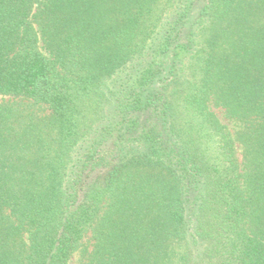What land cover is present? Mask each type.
I'll list each match as a JSON object with an SVG mask.
<instances>
[{
	"label": "trees",
	"instance_id": "1",
	"mask_svg": "<svg viewBox=\"0 0 264 264\" xmlns=\"http://www.w3.org/2000/svg\"><path fill=\"white\" fill-rule=\"evenodd\" d=\"M78 253L264 264V0H0V264Z\"/></svg>",
	"mask_w": 264,
	"mask_h": 264
},
{
	"label": "rangeland",
	"instance_id": "2",
	"mask_svg": "<svg viewBox=\"0 0 264 264\" xmlns=\"http://www.w3.org/2000/svg\"><path fill=\"white\" fill-rule=\"evenodd\" d=\"M215 112L217 113V115L219 116V118L229 127V129L233 133L238 130V127L234 123L229 122L228 120H226L223 117V113L221 111H219L218 109H216ZM238 158H239V161L241 162L242 161V147L241 146H238ZM86 242H88V239H86ZM81 258H82V256L79 253L76 254L72 258L70 264H79V262L81 261Z\"/></svg>",
	"mask_w": 264,
	"mask_h": 264
}]
</instances>
